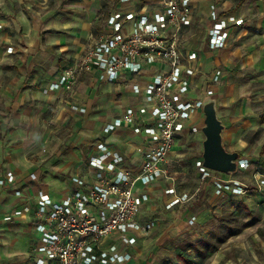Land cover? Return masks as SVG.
<instances>
[{
	"label": "built area",
	"instance_id": "obj_1",
	"mask_svg": "<svg viewBox=\"0 0 264 264\" xmlns=\"http://www.w3.org/2000/svg\"><path fill=\"white\" fill-rule=\"evenodd\" d=\"M129 2L120 0V6L107 15L102 33L92 37L81 55L65 64L43 92L64 90L70 94L85 73H93L98 82L114 83L126 73L138 77L150 67H158L150 80L132 85L141 103L125 108L102 128L108 134L127 127L141 136L142 142L135 149L142 163L138 170H129L119 152L98 140L86 161L89 178L73 175L75 188L68 195L54 200L38 189L33 210L30 203L22 202L7 212L3 216L6 222L25 214L31 217L39 235L32 249L35 264H128L132 258L129 249L137 236L153 226L139 217L149 200L144 188L155 189V183L163 179L168 182L164 189L166 209L186 204L195 194L179 192L167 169L178 141L201 132L203 125L202 98L193 96L198 56L186 49L183 35L191 22L192 0H159L160 7L152 11L128 8ZM210 8L208 47L220 49L227 43L230 23L215 14L212 4ZM242 22V18L233 20L236 26ZM6 52H12V47H6ZM220 74L221 70H214L212 80L217 81ZM195 117H202L201 125L194 123ZM246 164L238 160V168ZM194 166L201 183L210 179L216 193L244 192L243 185L227 178L228 174L203 166L201 157L195 159ZM253 177L264 183L261 173L255 172ZM28 178L36 181L37 175L32 172ZM17 182L23 183L10 170L0 174V189L31 199L23 189L14 188Z\"/></svg>",
	"mask_w": 264,
	"mask_h": 264
},
{
	"label": "crops",
	"instance_id": "obj_2",
	"mask_svg": "<svg viewBox=\"0 0 264 264\" xmlns=\"http://www.w3.org/2000/svg\"><path fill=\"white\" fill-rule=\"evenodd\" d=\"M135 1L131 0V3ZM106 2V0H0V24L2 25L0 29V109H3L2 117H0V141L5 129L30 126L31 121L24 120L25 117H30L27 110L32 108L33 111L34 103L36 104L37 101H32V99L42 96L48 99L49 105H52L51 103L55 104L56 99L64 100L66 106L55 105V107H59V113H63L62 110L65 109L66 113L69 112L82 117L78 128H90V130L86 129L83 132L80 130V133L72 139L73 145L77 142H83L88 146V149L83 155V159L74 166L69 176L62 179L52 180L49 178V172H44L43 169L36 170L26 163L20 162L23 159L20 154L14 155L16 157L15 163H12L11 158L0 155V174L6 170L12 171L18 179L23 181V183L17 182L14 188H21L25 191V194L32 195L31 199L18 198L11 189H0V264H35L32 249L39 235L33 228L31 217L25 214L6 222L3 220V216L22 202L30 203L31 210H33L35 193L38 189L47 192L52 199L59 200L75 188V184L71 181L73 175L88 179L86 161L89 154L94 151V142L104 141L111 149L119 152L124 157L125 167L131 171L138 170L142 163V156L135 149L142 142L141 136L134 134L131 128L127 127H120L108 134L103 133L102 128L112 119L121 116L125 108L141 103L142 98L132 91V85L136 82L141 84L150 80L158 67L154 69L150 67L138 77L126 73L125 78L114 83L98 82L95 80L93 73H85L81 75L76 87L70 94L64 90L43 92V89L48 86L55 78L56 73L65 64L81 55L86 44L91 40L90 34L95 31L96 26L98 25L100 28L102 25L101 30L105 29L107 15L118 8L120 0H113V3L107 7ZM155 2L154 0L153 3ZM243 2L241 3L238 0L234 3L233 8L240 3L242 5ZM195 4L193 5L194 14L204 13L203 15L207 20L204 28L208 30L212 25L210 2L200 0ZM231 4L232 2L228 0L221 1L222 6H232ZM227 9L229 8L225 10ZM220 12H218L219 16ZM246 13L247 10L242 9L241 6L229 12L231 16L228 15L227 19L231 30L229 29L225 47L220 49H210L208 47V36L206 35L201 46L194 45L192 35L185 37L186 49L196 51L198 56L194 61V65L199 70L194 79L196 91L193 96L201 97V89L207 87L206 77L212 71L210 67L212 56L216 55L217 51H224L228 48L232 39L233 27H235L233 20L238 18L244 20V14ZM225 18V16H222V19ZM238 27L239 25L236 26V28ZM9 46L12 47V52H6V47ZM258 51V58L264 56V49L260 48ZM44 61L51 65L46 71L41 73L32 71ZM251 81L260 82L262 78L258 76L252 78ZM219 82L221 84L217 85L215 91L217 90L219 96H221L220 86L223 87L224 81ZM208 87L210 88V85ZM224 88L227 92V90L232 91L238 87L233 89L228 83L224 85ZM209 90L211 89L207 88L205 90L206 94L210 93ZM100 97H102L101 99L105 97L108 100V104L110 103L111 106L108 108L112 112L110 116L105 118L104 123L91 110L95 107L100 108ZM112 97L113 100L118 98V102L111 101ZM239 98L237 95L234 97L229 96L226 101L225 97L224 104H228V106L221 108V111L218 109L217 114L223 124L221 132L223 145L228 151L237 152L239 160L247 162L244 167L237 168L235 173L226 176L240 182L243 185L244 192L242 194L225 192L223 194L227 196L222 197L215 207L208 202L202 204V208L196 212L189 210L190 216L187 218V223L193 226L194 232L191 233L190 239L194 242L187 245V248L183 251H178L177 255L187 256L186 260L190 264H235L236 260L239 261V264H264V183L256 181L253 177L255 172L264 175V172H260L258 168L260 165L259 160L264 157V152H261L264 140L258 141V144L255 145L257 141L250 136V130L257 127L251 123L258 117L257 111L254 107H248L244 100L240 106H234L233 104ZM201 119L202 117H195L193 121L201 125ZM52 122H54V125L56 124V127L66 123L64 119H57ZM100 125L102 127H99ZM84 134H86L85 139L82 137ZM251 141L254 142V145L251 144ZM177 148H179L178 143L171 151L174 157L177 156ZM2 158H6L7 162L5 164L2 163ZM51 164L52 161L48 166H52ZM63 166L61 168L66 170L67 167ZM32 172L37 175L36 181H30L28 178ZM203 183L206 187L210 185L214 190L210 179H206ZM167 185L162 187L161 199L163 205L164 198H166L163 193ZM50 186L57 189L52 191ZM176 188L179 192L193 191L195 194L189 202L182 206H176L173 210L189 208V204L193 201L198 189H184L177 185ZM144 189L149 194V200L145 202L144 206L150 207L152 194L158 190L153 191L151 187ZM158 193L160 194V192ZM190 206L192 207L193 203ZM222 209H229L230 213H233L230 217L234 215L233 220L236 222L228 226L225 225L228 231H226V240L222 246L216 250L205 249L202 252L194 244L202 242V237H205L208 233L209 228L204 223L208 221L213 211ZM169 211H172V209H169ZM191 218H193V222L189 223ZM227 250L238 254H241L243 250H247L250 254L248 255L249 260L230 258ZM191 252H194V254ZM128 264H136L133 255Z\"/></svg>",
	"mask_w": 264,
	"mask_h": 264
},
{
	"label": "rangeland",
	"instance_id": "obj_3",
	"mask_svg": "<svg viewBox=\"0 0 264 264\" xmlns=\"http://www.w3.org/2000/svg\"><path fill=\"white\" fill-rule=\"evenodd\" d=\"M106 1V7L113 3V0ZM153 1L136 0L134 3H131L130 0L127 7L135 10L146 7L147 10L152 11L160 7L158 4L159 0H155V3ZM197 1L200 0H192V5H196L195 3ZM208 1L210 5L212 4L214 6L215 14L219 18L225 16L226 21H229L227 19L229 12L239 8V6L242 9L245 8L247 13L244 14V20L239 27L236 28V25L233 27L232 39L228 48L224 51H217L216 55L214 54L212 56L210 66L212 71L206 77L205 82H208L206 83L207 87L205 86V88L201 89L200 96L202 99L206 98L207 95L213 98L217 111L218 109L221 111V108L228 106V104H224L225 97L227 101L229 96L234 97L236 95L240 98L233 104L234 106H240L244 100L248 107H254L258 117L251 123L257 127L250 130V136L257 141L255 143L257 145L258 141L264 140V56L257 57L258 50L260 48L264 49V0H240L241 3L244 1L243 4L240 5V3L234 8V3L238 0H228L232 2V6H222V0ZM223 1L225 2V0ZM226 8L229 9L225 10ZM209 9L211 8L209 7ZM218 12H220V16ZM203 14L202 12L199 15H195L193 9L191 22L183 30L185 37L192 35L194 45L197 46L202 45L203 39L205 35L207 36L208 32L204 28L207 20ZM101 27L99 28L97 25L95 31L90 34V38L102 33ZM50 66V64L44 61L38 64L37 68H34L32 71L41 73L42 71H46ZM213 68L221 70L218 78L219 81H224L223 87L220 86L221 96H219L217 90L215 91L217 85L221 83L218 80H212ZM258 76L262 78V81H251L252 78ZM228 83L233 89L238 88L232 91L227 90L226 92L224 85ZM208 85H210V88ZM207 88L211 89L209 90V94L205 92ZM32 101H37L36 104L34 103V110L32 111V108L30 110L25 109L30 114V117H25L24 119L31 121L30 126L5 129V133L0 141V155L11 158L12 163H15V156L20 154L23 158L20 162L26 163L36 170L43 169L44 172H49V178L52 180L68 177L74 169V166L79 164L83 159V155L88 149V146L83 142H77L73 145L72 139L80 133V130L83 132V130H90V128H78L82 117L70 114L69 112L66 113L65 109L62 110L63 113H59V107H55V105L61 104L66 106L64 100L56 99L54 101L55 104L51 103L52 105H49L47 102L48 99L42 96L40 98H33ZM111 101L116 103L118 102V98L113 100L112 97ZM100 102L101 106L99 109L95 107L91 110L104 123L105 118L112 114L110 108H108L111 106L105 97ZM0 110V117H2L3 109ZM57 119H64L66 123L60 127H56V124L54 125L52 121ZM99 127H102V125ZM85 135H82L83 139H85ZM203 139L202 133L197 132L179 140V148H177L176 152L177 156L174 157L173 154L167 163V169L174 179L175 185L184 189H198V192L191 202L193 206L191 207L190 203L187 209L179 208L173 210L174 208H171L172 211H169V209L164 207L161 199L162 187L168 183L164 182V179L155 183L157 188L153 189V191H158L152 194L151 206H144L139 214L142 222H153V226L146 233L139 234L136 238V243L129 249L136 264H190L186 260L188 258L187 256H183V254L180 256L177 255L178 251H183L187 248V245L194 242L190 239L191 233L194 232L193 226L187 223V218L190 216L189 210L191 209L196 212L202 208V204L208 202L215 207L222 197L227 196L226 194L216 193L210 185L206 187L203 183L204 181L200 184V175L194 166V161L196 158L201 157ZM251 144L254 145V142L251 141ZM7 160L10 161L9 159ZM51 161L52 166H48ZM6 162V158H2V163L5 164ZM259 162V171L264 172V157ZM61 166H66V170H63ZM50 187L52 191L57 189L52 186ZM232 214L229 209L213 211L211 217L204 223L209 228L208 233L205 237H202V242L195 243L194 246L202 252L205 249L216 250L222 246L226 240V231H228L225 225L228 226L236 222L233 220L234 215L230 217ZM227 252L230 258L249 260L248 255L250 254L247 250H243L241 254L233 253L231 250H227ZM191 253L194 254V252ZM235 264H239V261L236 260Z\"/></svg>",
	"mask_w": 264,
	"mask_h": 264
},
{
	"label": "water",
	"instance_id": "obj_4",
	"mask_svg": "<svg viewBox=\"0 0 264 264\" xmlns=\"http://www.w3.org/2000/svg\"><path fill=\"white\" fill-rule=\"evenodd\" d=\"M202 104V164L211 170L232 174L238 168L239 155L235 151H228L222 143L223 124L218 118L215 100L207 95L202 99Z\"/></svg>",
	"mask_w": 264,
	"mask_h": 264
},
{
	"label": "trees",
	"instance_id": "obj_5",
	"mask_svg": "<svg viewBox=\"0 0 264 264\" xmlns=\"http://www.w3.org/2000/svg\"><path fill=\"white\" fill-rule=\"evenodd\" d=\"M261 152H264V145H262V147H261Z\"/></svg>",
	"mask_w": 264,
	"mask_h": 264
}]
</instances>
